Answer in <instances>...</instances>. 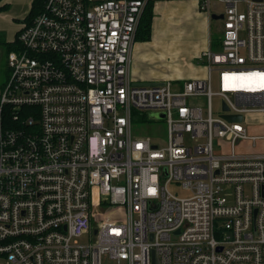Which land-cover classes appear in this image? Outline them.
<instances>
[{"label": "built area", "instance_id": "1", "mask_svg": "<svg viewBox=\"0 0 264 264\" xmlns=\"http://www.w3.org/2000/svg\"><path fill=\"white\" fill-rule=\"evenodd\" d=\"M154 1L43 0L22 24L0 89V264H264V152L235 148L264 141V0H217L203 77L139 84ZM137 112L162 113L164 138Z\"/></svg>", "mask_w": 264, "mask_h": 264}, {"label": "crops", "instance_id": "2", "mask_svg": "<svg viewBox=\"0 0 264 264\" xmlns=\"http://www.w3.org/2000/svg\"><path fill=\"white\" fill-rule=\"evenodd\" d=\"M13 3V6H11ZM33 0H1L0 6L7 5L6 8L0 10V35L3 36V40H0V46H4V51H0V56L5 55V67L6 76L0 81V89L8 76V68L6 65V56L9 51L8 43L16 40L17 34L22 27V24L26 21L27 15L29 14L32 7ZM185 0H155L152 5V21H151V37L149 40L141 41L135 38L132 44V55L130 64V75L136 82H160L166 80L179 81L184 79L201 78L205 75V68L196 63L195 59L203 50L208 47L214 48L217 40L211 38L210 27L211 23H215L218 20H213L211 14H220L219 12H211L210 14L199 8L197 0H191V9L199 18H203L204 25L201 26L203 29L200 37H198L199 45L194 50L190 60L193 61L186 67L180 64L179 70L175 73L168 75L154 74L152 72V57L158 52V48L161 47V43L165 42L166 36V24L174 23V19L177 18V12L185 10ZM15 4V5H14ZM181 17V16H178ZM167 18V21L164 19ZM171 19V21L169 20ZM165 22H164V21ZM222 20V19H221ZM220 20V21H221ZM172 22V23H171ZM222 26V24H221ZM205 28L207 31H205ZM221 34V29H220ZM220 37V36H219ZM172 43H176L175 31ZM178 42V41H177ZM173 46V45H172ZM2 48V49H3ZM170 77V78H167Z\"/></svg>", "mask_w": 264, "mask_h": 264}, {"label": "rangeland", "instance_id": "3", "mask_svg": "<svg viewBox=\"0 0 264 264\" xmlns=\"http://www.w3.org/2000/svg\"><path fill=\"white\" fill-rule=\"evenodd\" d=\"M185 1L187 2L185 4V10L176 13V15L181 17L177 16V18L174 19V23L171 22L172 24H166L167 27L170 28H166L165 42L163 44L161 43V47H159L157 50L158 53L152 57L153 63L151 69L154 74L171 75L175 73V71L179 70L180 64H183V66L186 67L187 65H190V63L193 61V58H195L193 57L192 60H190L192 54L194 53V50L198 48L199 41L197 38L200 37L203 31V29H201V26L204 25V21L203 18H199L191 9V0ZM197 3L199 4V0H197ZM210 5L213 11H218L219 13H221V11L223 10L222 3L217 0H211ZM11 6H13V3H11ZM164 20L167 21V18H165ZM169 20L171 21V19ZM221 24L222 23L220 20L216 21L215 23H211L209 31L211 38H213L214 40H217L220 36ZM174 31L176 43H172L173 39L171 38L174 37ZM205 31H207L206 28ZM0 40H3V36L1 35ZM3 47L0 46L1 52L5 50ZM4 58V54L0 56V81L3 80L6 76ZM195 62L198 63L196 59ZM213 108L214 113H216L218 108L217 99H213ZM136 116L137 117L133 118V124L136 127L140 128L139 131L141 133L150 135L151 137L156 136L164 138L166 133L164 121L150 120L147 113L141 115L137 112ZM257 122L260 124H264V119H258ZM250 131L251 133L257 135L264 134V128H251ZM235 148L244 153H263L264 141L257 140L254 145L244 141L237 145Z\"/></svg>", "mask_w": 264, "mask_h": 264}, {"label": "trees", "instance_id": "4", "mask_svg": "<svg viewBox=\"0 0 264 264\" xmlns=\"http://www.w3.org/2000/svg\"><path fill=\"white\" fill-rule=\"evenodd\" d=\"M42 2L43 0H33L31 10L29 14L27 15L26 20H28L30 17L34 16L37 12H39V8L41 7ZM152 5L153 3H150L147 6L144 14L142 15V18L140 20V23H139V26L136 32L135 38L137 40L145 41V40H149L151 37V21L153 17ZM6 6L7 5H3L2 7L0 6V10L6 8ZM218 40L214 48L218 47ZM16 45H17V40H15L14 42L8 43L9 51L13 48H16Z\"/></svg>", "mask_w": 264, "mask_h": 264}, {"label": "water", "instance_id": "5", "mask_svg": "<svg viewBox=\"0 0 264 264\" xmlns=\"http://www.w3.org/2000/svg\"><path fill=\"white\" fill-rule=\"evenodd\" d=\"M211 18L213 20H221L223 18V14H215L212 13L211 14ZM139 84H151V83H156V82H138ZM164 115L162 113H150L149 114V118L150 119H155V118H162ZM225 118L229 119V120H240L239 116H235V117H231V116H226Z\"/></svg>", "mask_w": 264, "mask_h": 264}, {"label": "snow or ice", "instance_id": "6", "mask_svg": "<svg viewBox=\"0 0 264 264\" xmlns=\"http://www.w3.org/2000/svg\"><path fill=\"white\" fill-rule=\"evenodd\" d=\"M253 75H258V74H253ZM154 191V190H153Z\"/></svg>", "mask_w": 264, "mask_h": 264}]
</instances>
